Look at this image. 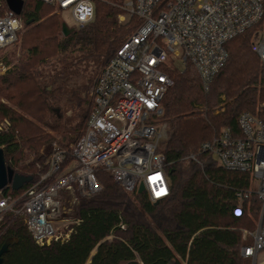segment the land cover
<instances>
[{
  "label": "trees",
  "instance_id": "16d2710c",
  "mask_svg": "<svg viewBox=\"0 0 264 264\" xmlns=\"http://www.w3.org/2000/svg\"><path fill=\"white\" fill-rule=\"evenodd\" d=\"M124 1L94 0V19L65 34L53 5L24 0L28 57L0 76V96L7 100L0 99V121H10L0 131V147L15 172L34 181L45 144L73 142L86 130L92 111L88 89L97 67L137 27L136 18L118 22ZM252 39L248 30L227 43L228 60L208 91L191 63L172 72L159 119L172 127L163 147L170 195L155 204L146 191L129 193L98 170L102 188L80 198V223L65 242L39 245L20 217L6 214L0 221V248L9 238L18 241L3 254L2 264H251L241 251L251 243L241 227L255 229L261 202L251 196L250 221L248 213H232L239 202L236 192L251 186L250 174L224 169L200 148L223 128L240 135L238 118L244 111L264 118V64ZM221 102L225 109L215 113ZM21 191L5 188L12 195Z\"/></svg>",
  "mask_w": 264,
  "mask_h": 264
},
{
  "label": "built area",
  "instance_id": "2783aa9c",
  "mask_svg": "<svg viewBox=\"0 0 264 264\" xmlns=\"http://www.w3.org/2000/svg\"><path fill=\"white\" fill-rule=\"evenodd\" d=\"M42 1L58 12L70 10L79 27L95 16L94 0ZM122 8L118 21L136 18L137 27L95 77L84 133L69 144L53 141L36 163V179L19 194L0 189V221L8 213L20 217L39 245L70 239L80 218L67 214L64 199L68 195L76 202L78 196L100 191L98 170L129 193L143 183L154 202L170 195L163 150L169 130L159 119L175 69L183 71L191 63L208 91L228 60L227 43L248 30L253 32L252 49L264 64V0H125ZM24 26L21 14L0 1V74L10 68L3 52L15 45ZM9 126L7 120L1 122L0 131ZM238 126L240 135L223 128L200 151L224 169L250 174L251 186L236 192L239 202L232 213H250L253 194L260 200L255 229H241L244 238L252 237L242 254L256 261L264 252V118L244 111Z\"/></svg>",
  "mask_w": 264,
  "mask_h": 264
},
{
  "label": "rangeland",
  "instance_id": "374dc122",
  "mask_svg": "<svg viewBox=\"0 0 264 264\" xmlns=\"http://www.w3.org/2000/svg\"><path fill=\"white\" fill-rule=\"evenodd\" d=\"M54 12L57 13V14H59V15L61 16L62 20L64 21V23H66L69 27H71V28L79 27V26L76 25V23L74 22V20H73V18H72V16H71L70 10H63V11H61V12H58V11L54 8ZM123 12H124V10H123ZM123 12H121V13H123ZM118 15H119V14H118ZM117 18H118V16H117ZM128 21H129V19L127 18V20H126L125 23H127ZM118 22H119V21H118ZM119 23H120V22H119ZM122 24H124V23H122ZM26 29H27L26 26H24V29L21 31V33H20V35H19V39H18V41L15 43V45H13L11 48H9V49L7 50V52H6V51L3 52V55L5 54V58H6V60H7V63L10 65V68H9L5 73H7L9 70L14 69V67H15L17 64L19 65L20 61L25 60V59L28 57V53H29V51H28L27 48H26V40H27V36L25 35V34H26ZM1 53H2V52H0V55H1ZM103 64H104V63H101V64H99L98 67H97V70H96L95 76H94V78L92 79V82H91V84H90V86H89V89H88V94H89V96H90L91 85H92V83L94 82V79H95V77L98 75V73H99V71H100V68L102 67ZM180 67H184V66H180ZM263 67H264V66H263ZM180 69H181V68H180ZM5 73L0 74V76L3 75V74H5ZM90 97H91V96H90ZM221 98H222V99H225L226 97H225V95H221ZM0 99H1L2 101H7V100H6L4 97H2V96H0ZM199 109H200V110L204 109V106L201 105V106L199 107ZM224 109H225V102H221L219 105H217V106L214 108V112H215V113H219V112H222ZM66 113H67L68 116L72 115V111H71V110H68ZM6 120L10 123L9 119H7V118L1 120L0 123H1V122H5ZM165 123L167 124V128H168L169 132H168V136H167V138L164 140V143L169 139V137H170V135H171V133H172V127H171V125H170L169 123H167V122H165ZM45 129L48 130V128H46V127H45ZM75 141H76V140H75ZM73 142H74V141H73ZM69 143H71V142H67L66 144H69ZM50 144H51V143L45 144V145L42 147V149H41V154H42V155H43L46 151H48V150L50 149ZM163 147H164V144H163ZM30 160H32V157H31V158H28V160H26L25 162L27 163V162H29ZM80 198H81V197L78 196V198H77L78 200H76V202H74V201H71V200H74V198L72 199L71 196H68V195H67V196L65 197V199H64V205H65V209H66L68 215L73 216V217L76 216L77 207H78V205H79ZM69 208H70V209H69ZM5 217H6V215H4L3 219H5ZM251 219H252V218H251V215H250V213H248L247 221H248V220L250 221ZM245 224H246V223H245ZM241 229L252 230V229H251L250 227H248L247 225H243V226L241 227ZM246 240L252 242V237H251L250 235H247ZM184 264H185V263H184ZM251 264H253V261L251 262ZM256 264H264V252H260V253L258 254V258H257Z\"/></svg>",
  "mask_w": 264,
  "mask_h": 264
},
{
  "label": "water",
  "instance_id": "95a60500",
  "mask_svg": "<svg viewBox=\"0 0 264 264\" xmlns=\"http://www.w3.org/2000/svg\"><path fill=\"white\" fill-rule=\"evenodd\" d=\"M8 7L14 10L17 14H21L24 7V0H6ZM28 21V23H30ZM73 28L69 27L66 23H63V31L65 34L72 31ZM33 179L32 175H24L15 172V170L7 165L5 153L2 147H0V189H4L11 185L14 190H20L25 183L30 182ZM144 184L142 183L138 189V192L144 191ZM159 200L155 201L157 204ZM17 238H9L7 239L2 247L0 248V264L3 261V254L9 250V246L13 243L17 242Z\"/></svg>",
  "mask_w": 264,
  "mask_h": 264
},
{
  "label": "snow or ice",
  "instance_id": "6c2138e0",
  "mask_svg": "<svg viewBox=\"0 0 264 264\" xmlns=\"http://www.w3.org/2000/svg\"><path fill=\"white\" fill-rule=\"evenodd\" d=\"M158 179V177H153V180ZM163 194V190H161V192L157 193V195H162Z\"/></svg>",
  "mask_w": 264,
  "mask_h": 264
},
{
  "label": "crops",
  "instance_id": "0c3cea01",
  "mask_svg": "<svg viewBox=\"0 0 264 264\" xmlns=\"http://www.w3.org/2000/svg\"><path fill=\"white\" fill-rule=\"evenodd\" d=\"M257 261V260H256ZM256 261L255 260H253V264H256ZM185 264H187V262H184Z\"/></svg>",
  "mask_w": 264,
  "mask_h": 264
}]
</instances>
